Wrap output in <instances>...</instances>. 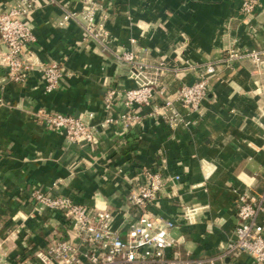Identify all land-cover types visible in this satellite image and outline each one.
<instances>
[{
  "label": "crops",
  "instance_id": "obj_1",
  "mask_svg": "<svg viewBox=\"0 0 264 264\" xmlns=\"http://www.w3.org/2000/svg\"><path fill=\"white\" fill-rule=\"evenodd\" d=\"M15 1L0 0V10ZM97 1L109 13L108 45L135 51L149 62L175 67L181 58L199 63L219 59L229 46L264 50V0L249 18L240 11L242 0ZM34 3L33 60L56 61L70 74L59 88L47 91L39 66L25 82H15L0 65V241L8 262L26 264L24 258L65 234L61 212L34 211L29 196L35 188L87 205L98 200L118 210L115 224L126 230V177L142 166L182 176L168 189H177L178 195L162 197L156 206L165 217L176 218L180 196L205 206L197 223L173 232L182 236L183 252L193 258L221 255L235 233L237 193L248 188L258 193L264 186V67L259 71L249 59H241L212 75L201 112L177 104L188 125L172 129L155 111L160 107L157 97L151 105L137 107L142 126H115L97 144L70 143L63 133L39 121V109L76 116L93 111L99 122L106 115L108 88H131L135 81L128 66L88 37L80 24H60L65 12L80 11L83 0ZM182 79L192 83L195 72ZM162 80L172 92L181 84L171 70ZM115 108L121 110L120 100ZM203 181L206 189L193 188ZM250 262L243 253L217 264Z\"/></svg>",
  "mask_w": 264,
  "mask_h": 264
},
{
  "label": "built area",
  "instance_id": "obj_2",
  "mask_svg": "<svg viewBox=\"0 0 264 264\" xmlns=\"http://www.w3.org/2000/svg\"><path fill=\"white\" fill-rule=\"evenodd\" d=\"M259 5V0H242L240 11L249 18L254 16ZM35 7L34 0H16L8 9L0 10V43L3 47L0 65L6 68L8 78L15 82H25L30 71L39 66L45 89L53 91L70 73L56 61L40 63L33 60L31 44L36 36L30 15ZM99 10L94 0H83L82 10L65 12L60 24L70 21L80 24L88 37L128 66L135 86L108 88L104 95L106 115L99 122L94 121L96 114L93 111L86 116H76L39 109V121L48 129L63 133L70 143L97 144L101 135L115 126L123 125L125 129L142 126L143 118L137 113V107L151 105L157 97L160 107L155 111L172 129L188 125L174 98L168 96L167 85L162 80L163 74L169 70L182 78L189 72H195V81L183 83L175 96L189 112H201L212 75L241 59H249L259 71L264 67V50H241L234 46L227 47L221 58L206 63L181 58L182 66L169 67L164 62L146 61L135 51L113 49L108 45L109 32L101 24L108 14L100 17ZM118 100L121 110L115 108ZM161 162L163 165L166 159H161ZM126 178L128 194L123 218L126 230L115 224L118 210L102 205L98 200L93 205H87L65 195H54L49 190L35 188L29 196L34 211L61 212L66 231L53 237L47 247L36 249L32 257L27 256L23 261L26 264H217L227 256L237 258L247 253L251 257L250 264H264V186L258 193L250 188L237 193L234 202L237 225L222 254L193 258L183 252L182 236L176 237L173 232L183 224L197 223L205 206L190 204L180 196L176 218L165 217L156 210L162 197L174 198L178 195L177 189H168L182 176L165 173L161 167L142 166ZM198 187L206 189V182L193 185V188ZM170 249L171 256L168 255ZM0 264L10 263L4 256Z\"/></svg>",
  "mask_w": 264,
  "mask_h": 264
},
{
  "label": "rangeland",
  "instance_id": "obj_3",
  "mask_svg": "<svg viewBox=\"0 0 264 264\" xmlns=\"http://www.w3.org/2000/svg\"><path fill=\"white\" fill-rule=\"evenodd\" d=\"M96 3H97V5H98V7H99V15H100V17L101 16H104V13L105 14H108V18H104L103 17V20H101V24H102V27L104 28V29H107V21H108V19H109V13L107 12V10L103 7V5L101 4V3H99L97 0H94ZM83 8V7H82ZM82 8L80 9V10H82ZM108 30V29H107ZM108 32H109V30H108ZM109 36H110V32H109ZM114 49V48H113ZM118 49V48H117ZM110 55H112L110 52H108ZM113 56V55H112ZM180 65H178V66H182L181 65V62L179 63ZM195 78H196V75H195ZM178 80H180V82H181V84H180V86L175 90V91H170V89H169V87H168V85H167V88H168V96H170V97H172V98H174V103H175V105H177L178 104V98H177V96H175L177 93H179V91H180V89L182 88V85H183V83H182V81H183V79H182V77H178ZM194 81H195V79H194ZM193 81V82H194ZM192 82V83H193ZM186 84H190V83H186ZM2 245H3V242L2 241H0V259H2V257H4V249H3V247H2Z\"/></svg>",
  "mask_w": 264,
  "mask_h": 264
}]
</instances>
